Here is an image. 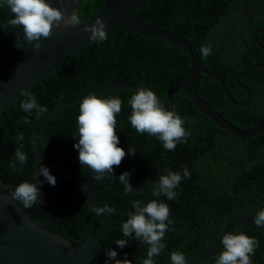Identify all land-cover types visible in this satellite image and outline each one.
<instances>
[{
    "label": "trees",
    "instance_id": "1",
    "mask_svg": "<svg viewBox=\"0 0 264 264\" xmlns=\"http://www.w3.org/2000/svg\"><path fill=\"white\" fill-rule=\"evenodd\" d=\"M2 2V0H0ZM105 0H83L77 14L83 22L95 15ZM0 7V26L9 8ZM135 15L154 27L185 36L196 48L201 64L217 72L224 80L229 93L236 101H244L248 94L235 81L245 67L264 62V0H142ZM108 39L84 45L63 62L33 83L25 91L0 108V190L11 196L23 182L37 183L36 166L31 133L37 116L33 110L30 123H23L25 113L20 105L33 94L39 105L48 111L62 102L93 87L114 82H135L148 88L162 99L176 83L185 80L190 67V55L180 44L153 36L115 27L107 31ZM211 45L212 52L201 56L202 46ZM241 84L250 89V100L244 105L233 104L226 96L220 82L202 74L198 84L200 96L226 120L239 129L252 127L264 110V66L250 69L239 77ZM136 93L127 87L102 90L94 93L98 98L119 97L122 110L116 116L118 147L128 153L119 166H113V176L102 181L94 179L88 167L83 176L96 189L102 206L116 209V214L106 215L101 226L97 246L91 256L92 264H115L106 255V249L115 250L117 259L125 258L131 264H142L147 258L148 245L135 238L124 237L121 225L134 211L131 201L144 204L158 200L170 209V230L165 234V250L154 257V264H169L172 252L184 255L205 250L214 245L222 235L225 225L236 216H250L264 210V130L247 138L237 137L220 128L206 117L181 90L162 104L166 110H175L185 119L184 127L191 135L187 143H179L174 151H167L155 136L140 134L129 120L132 109L129 101ZM68 106L43 123L38 132L44 166L49 171L79 170L77 117L80 102ZM23 133V140L17 134ZM23 145L27 155L23 171H14L11 165H21L16 160L15 149ZM184 166L189 179H182L178 199L154 196L153 189L166 169L183 176ZM129 172V182L136 189L125 195L119 182L123 172ZM44 181L41 185L42 203L24 209L44 228L64 236L73 244L86 238L92 211L88 200L75 181L56 180L55 186ZM232 234H245L259 240V247L251 256L252 264H264V233L254 224H236ZM129 239L121 249L115 241ZM223 247L214 255L195 264H216Z\"/></svg>",
    "mask_w": 264,
    "mask_h": 264
},
{
    "label": "water",
    "instance_id": "2",
    "mask_svg": "<svg viewBox=\"0 0 264 264\" xmlns=\"http://www.w3.org/2000/svg\"><path fill=\"white\" fill-rule=\"evenodd\" d=\"M83 0H46L52 7L64 12L65 16L77 10ZM142 0H105L100 10L80 23L60 28L53 26L50 38H41V49L34 50L33 45L24 40L23 26L12 27L8 20L14 18L10 8L7 17L0 26V108L25 91L33 83L41 79L49 71L63 62L84 45L91 42L89 33L84 31L86 26L95 22L97 17L106 21L105 30L115 27L129 29L143 35L167 39L180 44L190 55V67L184 81L173 85L166 95L160 99L161 104L167 102L177 91H183L193 104L211 121L232 135L242 138L255 136L264 130V110L258 121L248 129H239L220 115L198 93V84L202 74H207L218 80L227 98L235 105H244L250 100L251 92L246 84L239 82V77L250 69L263 67V63H256L245 67L235 78L236 83L244 89L248 96L244 101H236L229 93L223 78L214 70L201 64L194 45L183 35L176 32L154 27L135 15V11ZM263 29H256L257 32ZM264 50V46L258 42ZM20 43L22 47H17ZM127 87L137 91L142 88L135 82H114L93 87L47 111L35 123L31 138L34 149L36 166H44L38 132L45 121L68 106L82 100L88 95L102 90ZM86 167L79 170H64L50 173L56 180H71L79 184L83 190L91 211L102 207L99 195L94 186L83 176ZM1 186V183H0ZM92 221L86 238L80 244H73L64 236L50 231L34 221L10 195L0 190V264H92L90 259L97 246L101 226L106 223V215L97 216L92 211ZM239 223L254 224L250 216H236L229 221L219 240L211 247L185 255L186 264H195L217 253L222 247V238L231 233L233 227ZM258 227V226H257ZM264 233V226H259ZM171 264V261L170 263Z\"/></svg>",
    "mask_w": 264,
    "mask_h": 264
},
{
    "label": "clouds",
    "instance_id": "3",
    "mask_svg": "<svg viewBox=\"0 0 264 264\" xmlns=\"http://www.w3.org/2000/svg\"><path fill=\"white\" fill-rule=\"evenodd\" d=\"M8 6L14 18L8 20L12 27L23 26L24 40L33 45L34 50L41 49V38H50L53 34V26L60 28L61 25H80V17L76 11L65 16L64 12L52 7L46 0H2L0 7ZM106 21L97 17L95 22L84 28L89 33L91 41L100 43L108 39L105 30ZM17 47H22L17 43ZM201 56L206 59L212 52L211 45L202 46ZM27 99L21 102V109L28 115L23 118V123H30L29 116L36 110L39 117L48 111L46 106L39 105L33 94L24 92ZM132 109L129 117L131 126L140 134L147 133L155 136L163 143L167 151H174L179 143H187L191 133L184 127L185 119L175 110H166L161 104L159 97L148 88H139L129 101ZM122 110V101L119 97L107 99L98 98L96 95H88L80 102V114L77 117L78 143L74 148L78 150V159L81 167H88L94 173L96 181H102L106 176H114L113 166H119L127 154L135 155L136 149L129 147L128 153L118 147L119 137L116 134V116ZM23 133L17 134L18 140H23ZM23 145L15 149L16 160L21 165L11 167L14 171H23V165L27 163L28 157L22 151ZM166 175H161L153 189L156 197L166 196L168 200L178 199L176 191L180 187L182 179H189L190 172L184 166L183 176L179 172L166 169ZM44 180L52 186L56 184V178L46 166L39 167L37 183H20L11 194L14 201L20 202L24 209L42 203V192L40 185ZM130 173L125 171L119 176V182L124 186V194H133L136 189L129 182ZM134 211L127 213L128 219L121 225L120 231L124 237L135 238L147 244V258L142 264H154V257L159 256L166 248L165 234L170 230L169 206L161 201L152 200L144 204L141 200L131 201ZM97 215L116 214V209L104 204L102 207L93 208ZM256 226H264V210L259 211L255 218ZM129 239H117L115 243L121 248L128 245ZM223 251L219 255L216 264H252L251 256L259 247V240L249 237L243 233H226L222 238ZM109 260L115 264H131L128 259H117L118 253L108 248L105 250ZM171 264H186L185 255L182 252H172ZM107 264V261H106Z\"/></svg>",
    "mask_w": 264,
    "mask_h": 264
}]
</instances>
